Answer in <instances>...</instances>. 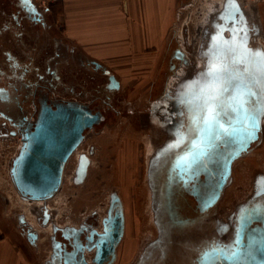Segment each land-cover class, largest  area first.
<instances>
[{
	"label": "flooded vegetation",
	"instance_id": "1",
	"mask_svg": "<svg viewBox=\"0 0 264 264\" xmlns=\"http://www.w3.org/2000/svg\"><path fill=\"white\" fill-rule=\"evenodd\" d=\"M20 3L22 6L17 7L14 16L17 29L22 32L17 38L21 44L28 41L40 48L46 42L39 32L49 35L51 33V25L44 15V9L38 8L32 0L27 3L20 0ZM207 23L209 26L211 21ZM27 29L33 33L29 40L23 35ZM254 34V31L249 33L247 45L249 49H257L254 47ZM213 35L210 38H213ZM207 36L210 35L204 33V39L207 40ZM223 37L230 40L232 34L224 32ZM49 38V41L47 40L49 50H46L41 58H33L22 50L16 54L6 53L0 58V116L10 119L13 131L20 133L27 124L35 123L43 105L55 110V106L64 107L71 104L72 107H79L83 115L91 118V125L72 137L75 146L65 159L57 190L50 197L41 200H26L30 204L38 205L34 204L38 208L34 213L37 224L41 228L50 225L52 232L57 234L51 259H46L42 264H187L189 260L177 254L178 248L181 250L184 248L182 251L186 253V257H192L197 252L193 263L200 264L201 253L213 242L221 246L232 244L238 227L239 210L252 203H264V196L256 195L257 179L264 174H252V193L242 201L244 204L241 208L233 210L236 205L226 216L227 220H233L230 225L216 217L217 208L227 187L237 176L238 164L247 158L257 162L258 153L264 145V122L261 123L256 138L251 142L242 139L240 134L214 139L208 155L202 162L195 164L191 174L185 175V179L189 181L185 184L180 179V176L184 175V169L178 166L174 170V161L178 153L187 150L188 145H183L171 154H162L166 145L175 139L173 133L181 125L185 131L188 128L187 109L177 97L183 91L182 85L196 78L194 75L190 78L182 76L181 70L174 73L168 83L170 72L172 73L180 62L175 59V56H179L176 47L168 51L161 67L152 74L154 80L148 82L146 86L148 90L145 94L148 93V103L151 104L145 116L142 112L127 111L131 110L128 106L131 105V99L137 100L138 103L139 97H143V87H130L134 88L130 101L125 98L121 101L119 96L123 91V85L118 80V85L112 82L110 77L114 75L113 73L93 63L71 66L69 62L73 56L65 58L55 37L50 35ZM210 50L211 47L207 44L202 51L209 53ZM39 51L41 49L37 52ZM63 60H66V72L60 67ZM209 60L206 57L201 68L196 62L193 74L206 71V63ZM177 82L179 83L176 85ZM123 108L127 112H123ZM133 123L140 126L151 125V130L146 132V136L156 135L157 138L163 136L162 142L155 144L157 140L153 141L152 137L148 136L147 139L141 133L137 138L142 142L138 139L135 142L138 151L129 152L130 142L133 143L136 133L128 126ZM13 125L21 126L15 128ZM46 130L44 135L47 140L56 137V132ZM143 131L142 129L139 133ZM60 140L62 141V136ZM257 148L260 149L256 151V155L250 157ZM68 149L69 147L59 154L66 155ZM122 158L126 170L134 165L133 177L132 173L125 171L124 178H119L118 163ZM257 166L264 167L261 164ZM227 167L229 170L225 178ZM70 168L73 185L83 186L93 177V190L98 186L111 190L102 215L92 209L77 225L52 226V209L48 201L61 191ZM140 168L143 171L141 181L147 186V193L143 194L137 186ZM251 172L253 173L252 169ZM134 183L136 185L133 187ZM81 195L80 197H83V194ZM135 200L142 203L141 211L149 216L156 235L142 243H139L140 237L139 242L132 247V255L128 259L125 257L130 254L128 243L131 242L127 241V231H134L133 220L136 219L139 224L137 217H140V208L135 206ZM40 201V204L36 203ZM16 218L19 232L36 248L40 238L39 232L22 214H16ZM20 219L24 221L22 224L19 222ZM255 219L250 227L259 224ZM209 220L215 222V230L212 228L211 231L208 230ZM228 226L231 227L230 236L227 235ZM31 231L37 235L33 243L27 236V232ZM53 233L50 235H54ZM170 255L171 258H168Z\"/></svg>",
	"mask_w": 264,
	"mask_h": 264
},
{
	"label": "crops",
	"instance_id": "2",
	"mask_svg": "<svg viewBox=\"0 0 264 264\" xmlns=\"http://www.w3.org/2000/svg\"><path fill=\"white\" fill-rule=\"evenodd\" d=\"M32 2L44 9L50 35L65 58L73 56L71 66L96 63L113 73L122 85L144 89L175 45L177 12L191 6L193 0H50L47 8ZM18 6H22L20 0H0V58L21 50L41 58L49 50L50 35L39 32L46 42L40 48L28 41L21 44L17 35L22 32L14 19ZM32 34L29 29L23 33L26 40ZM62 62L61 70L66 72V60ZM12 133V125L0 116V138L11 140ZM6 175V185L1 188L0 183V264H41L36 256L38 246H31L19 232L11 208V197L18 194Z\"/></svg>",
	"mask_w": 264,
	"mask_h": 264
},
{
	"label": "snow or ice",
	"instance_id": "3",
	"mask_svg": "<svg viewBox=\"0 0 264 264\" xmlns=\"http://www.w3.org/2000/svg\"><path fill=\"white\" fill-rule=\"evenodd\" d=\"M219 20L224 23L214 25L216 35L210 52L202 53L210 57L206 71L185 82L177 97L187 109L188 128L185 131L181 125L173 133L175 139L162 150L163 155H168L188 145L174 161V170L178 166L184 169L180 179L185 184L189 182L185 175L191 174L195 164L208 155L214 139L240 134L242 139L251 142L264 122V49L248 48L249 33L255 29L249 28L242 14L238 17L235 0H227ZM225 31L232 33L230 40L223 38ZM256 185V195L264 196V176L257 179ZM256 217H264V203L242 207L232 244L221 246L213 242L201 253L200 264H211L221 256L225 260H238L245 233ZM249 243L258 242L252 239Z\"/></svg>",
	"mask_w": 264,
	"mask_h": 264
},
{
	"label": "rangeland",
	"instance_id": "4",
	"mask_svg": "<svg viewBox=\"0 0 264 264\" xmlns=\"http://www.w3.org/2000/svg\"><path fill=\"white\" fill-rule=\"evenodd\" d=\"M222 0H194L191 3V6L186 7L185 9L181 10L178 20L176 22L175 25V31L177 30V38H176V42L175 45L173 46L176 48H180L183 52V59L187 60V63H189V65H184L182 63V61L180 60L179 64L177 65V67H175V70L171 73L168 77V83L170 81V77H172V75L174 73H178L181 72V70H183V75L184 77H191L192 75L196 76L201 73V72H197L195 74H193L194 71V67L195 63L198 62V66L199 68H201V64H203L204 60L206 59L205 56H202V53H206L203 52V48L205 49V46H207V43L210 41V37L211 35H213V31H212V27H209L207 24V21H213V18H211L212 13L215 12V10L218 12L220 9V7H222L223 3L221 4ZM235 2L238 3V5L241 8V11L243 13V16L246 19L247 25L249 27L254 28V47L259 48V49H264V2H260V4H257V9L252 8L249 6L250 2L249 0H235ZM208 29V33H206L207 35H210L209 37L207 36V40L204 39V31ZM181 33V35H180ZM214 37V35H213ZM210 59V57H207ZM182 64V65H181ZM181 65V66H180ZM189 69V70H188ZM185 74V75H184ZM185 79V78H184ZM183 79V80H184ZM104 78H103V82H104ZM181 82V81H179ZM177 82L176 85L179 83ZM140 84V83H139ZM175 85V86H176ZM171 88L173 86L169 85ZM134 88H130L129 85L124 84L123 85V91L121 93V96H119V99L121 101H124L122 98L127 99L128 101L129 98L131 97V91ZM147 88L145 87L143 89V97H139L140 100H133L131 99V105H128L130 107L131 110H127L129 113H132L134 111L137 112H142L143 114H145L148 112V107L150 106L151 102L148 103V93L145 94L147 92ZM121 97V98H120ZM144 99V100H143ZM126 102V101H125ZM142 102V103H141ZM127 103V102H126ZM139 104H140V109H139ZM103 109V108H102ZM123 112H127L126 109L123 108L122 110ZM103 112V111H102ZM264 126V125H263ZM130 129H134L135 130V135H134V139H133V143L130 142L131 147H129V152H134L136 153L138 150L136 149L135 146V142L138 139V135H145L146 136V132L148 133L151 130V125H141L140 124H136L133 123V125L131 124L130 126H128ZM144 130L143 132H140L141 130ZM156 135H150L148 137H152L151 140L155 141V144L158 143L160 144L162 142L163 136L162 137H155ZM148 139V138H147ZM127 140L130 141V139L128 138ZM139 140V139H138ZM140 142H142L141 140H139ZM17 144V142H16ZM15 144V145H16ZM133 144V146H132ZM262 147V146H261ZM127 148V146H126ZM260 148H257L250 157H253L256 155V151L258 152ZM122 151V150H121ZM133 153V155H134ZM259 157L257 162L255 163L253 160L251 161V158H247L242 160L238 166L236 167V178L235 181L231 184H229V186L226 189L225 194L223 195L222 201L219 204L218 208H217V215L216 217L219 219H222L224 221V223L227 224H231V222L233 221L232 219L227 220L228 216L231 212L232 209L235 210L236 208H241L243 206V200L247 197L250 196V194L252 193L253 190V186H252V182H251V177L252 174H264V167H260L257 166V164H261L262 166H264V145L263 147L260 149L259 153H258ZM129 157V156H128ZM146 157V156H145ZM150 158V157H149ZM146 159H148L146 157ZM131 160V158H130ZM252 163V164H251ZM119 170L120 172L118 173L119 178H124L125 176V171L126 173H132V177H133V166L130 167V169H127L124 167V159H120L119 161ZM134 164V163H133ZM251 165H254L251 167ZM94 169V168H93ZM244 169V170H243ZM251 169L253 171V173L251 172ZM72 168H70L65 176V180H64V184L63 187L61 189V191L51 200H49V206L52 209V220H51V224L52 226H54V224H60V225H64V226H69V225H77L78 223H80L82 221V219L84 218V216L86 214H88L90 212V210L95 209L97 210V212H99V214H103V209L105 208L106 202H107V198H108V194H109V190L111 189H107V187L104 186H98L96 190L92 189V184L94 182L93 177L86 182L85 185L83 186H75L73 185V182L71 181V176H72V172H71ZM140 170L139 176H140V180L138 181V187L141 189V193L143 194V192L147 193V186L144 185V183L141 181L142 178V169H138ZM7 171H8V164L7 163H3L0 162V183H1V188H3V186L6 185L5 178H7ZM93 172V171H92ZM128 183V182H127ZM136 184L134 183L133 187ZM252 189V190H251ZM13 192L15 191L14 189H12ZM16 192V191H15ZM85 192V194H84ZM79 194V195H78ZM81 194H83V197ZM14 195V194H13ZM82 198V199H80ZM80 201V202H79ZM79 202V204H78ZM238 203V204H237ZM30 204L28 202H25L24 200H22L20 198V196L16 195V196H12L11 197V208L12 210L15 212V214H22L29 222H31L33 224V226L35 227V229H37V231L39 232V240H38V248H39V252L36 255L37 258L39 259V261L42 263L45 262V260H50L51 256H52V248L53 245L55 243V239L57 237V234L55 235V233L52 232L51 230V226L48 225L47 228H41L39 226V224H37V222L35 221L34 218V213L35 210H37L38 208L36 206L38 205H34ZM135 206L139 209L140 208V217L138 218L139 224L137 223L136 219L133 220V225L132 228L134 229V231L130 230L127 231V241L131 242L128 243L129 249H130V254L125 257V258H130L132 255V247L136 245L137 242H139V238L140 242H146L148 240V238H153L156 233L155 230L153 228V225H151V221L148 215H144L141 211V207H142V203L135 200ZM227 209H230L229 211H226ZM96 214V213H95ZM152 218V217H151ZM212 219V216H211ZM209 227L208 230L211 231L210 229L212 228L213 230H215V222L209 220ZM135 227V228H134ZM228 234L227 235H231V227L228 226ZM54 228V227H53ZM128 229V228H127ZM132 231V232H131ZM54 234V235H50V234ZM210 234V233H209ZM151 238V239H152ZM131 239V240H130ZM133 242V243H132ZM184 249V248H183ZM182 249V250H183ZM181 249H177V254H181L184 256V258H187L189 261L187 264H190V257L191 256H187L186 257V253H183ZM194 252V251H193ZM197 252H195L196 255ZM192 256V262L193 263V258L195 257ZM172 255H170L168 258H171ZM174 257V256H173ZM124 258V259H125ZM167 258V260H169ZM174 264V263H173Z\"/></svg>",
	"mask_w": 264,
	"mask_h": 264
},
{
	"label": "water",
	"instance_id": "5",
	"mask_svg": "<svg viewBox=\"0 0 264 264\" xmlns=\"http://www.w3.org/2000/svg\"><path fill=\"white\" fill-rule=\"evenodd\" d=\"M226 3L227 0H224L221 9L211 16L213 21L209 24V27H212L214 34H216L214 25L224 23L219 20V17L225 11ZM235 3L238 5L237 2ZM239 14H242L243 19L246 21L238 5V17ZM208 31L206 29L204 33H208ZM225 32L232 34L229 31ZM224 39L228 40L227 38ZM210 42L212 44L213 38ZM176 52L179 56H175V59L181 60L184 65H187V60L183 59L184 54L182 50L176 48ZM93 64L100 66L96 63ZM107 72L110 71L107 70ZM110 78L112 82L118 85V81L114 75H111ZM1 117L10 122L9 118L5 116ZM90 121L91 118L88 115H83L77 106L72 107L71 104H68L61 107L58 105L53 110L51 107L43 105L35 123L27 124L20 133L13 131V136L20 134L21 145L17 155L11 162L9 176L15 191L21 199L41 200L50 197L57 190L65 159L75 146L72 143V137L78 135L83 128L89 127L91 125ZM13 126L18 128L21 125H17L18 127ZM46 129L56 132V137H50L47 140L44 135V132L47 131ZM60 136H62V141L60 140ZM67 147H69L67 154L61 156L59 152ZM228 170L229 167L225 170V178ZM221 186L222 184L219 187ZM255 221H258L259 224L249 227L245 233L244 244L241 246L242 253L238 260H225L221 256L218 260L212 261L211 264H264V243H260V241H264V217H257ZM19 222L22 224L24 221L20 219ZM27 236L31 243H33L37 235L31 231L27 232ZM252 239L258 243L250 244L249 241Z\"/></svg>",
	"mask_w": 264,
	"mask_h": 264
},
{
	"label": "built area",
	"instance_id": "6",
	"mask_svg": "<svg viewBox=\"0 0 264 264\" xmlns=\"http://www.w3.org/2000/svg\"><path fill=\"white\" fill-rule=\"evenodd\" d=\"M41 7L47 8L48 4L50 3V0H35ZM194 1V0H193ZM250 2V7L257 9V4L260 2H264V0H249ZM181 10L177 12V17H179V14ZM177 33V30H176ZM181 35V33H180ZM17 142V144H16ZM16 144V145H15ZM21 145V138L20 134H17L15 136H12L11 140H2L0 138V162H5L9 166L10 160L13 158V156L16 154L17 149L20 148ZM8 177L9 176V171H7ZM10 180V179H9ZM12 184V183H11Z\"/></svg>",
	"mask_w": 264,
	"mask_h": 264
},
{
	"label": "bare ground",
	"instance_id": "7",
	"mask_svg": "<svg viewBox=\"0 0 264 264\" xmlns=\"http://www.w3.org/2000/svg\"><path fill=\"white\" fill-rule=\"evenodd\" d=\"M177 73V72H176ZM18 151H19V149H17V152H16V154L13 156V158L17 155V153H18ZM13 158L10 160V162H9V166H8V171H9V169H10V167H11V162H12V160H13ZM23 200V199H22ZM25 202H27L26 200H24ZM35 202V201H34ZM37 204H40L41 203V201L40 202H36Z\"/></svg>",
	"mask_w": 264,
	"mask_h": 264
}]
</instances>
